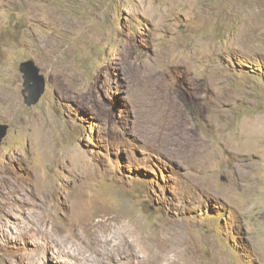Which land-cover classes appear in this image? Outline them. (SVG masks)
<instances>
[{
    "label": "rangeland",
    "instance_id": "1",
    "mask_svg": "<svg viewBox=\"0 0 264 264\" xmlns=\"http://www.w3.org/2000/svg\"><path fill=\"white\" fill-rule=\"evenodd\" d=\"M0 125V264H264V0H0Z\"/></svg>",
    "mask_w": 264,
    "mask_h": 264
},
{
    "label": "water",
    "instance_id": "2",
    "mask_svg": "<svg viewBox=\"0 0 264 264\" xmlns=\"http://www.w3.org/2000/svg\"><path fill=\"white\" fill-rule=\"evenodd\" d=\"M20 72L23 74L24 79V90L23 95L25 104L27 106H33L37 104L41 96L45 91V78L40 73V68L36 65L35 61L28 60L20 65ZM32 82H37V86L34 87ZM35 88V89H33ZM34 90V94L32 93ZM28 94V95H27ZM7 127L0 125V141L4 137V131L6 132Z\"/></svg>",
    "mask_w": 264,
    "mask_h": 264
},
{
    "label": "bare ground",
    "instance_id": "3",
    "mask_svg": "<svg viewBox=\"0 0 264 264\" xmlns=\"http://www.w3.org/2000/svg\"><path fill=\"white\" fill-rule=\"evenodd\" d=\"M44 92H45V91H44ZM163 96H164V95H163ZM163 98H164V97H163ZM167 108H168V107H167ZM163 109H164V108H163ZM168 109H169V108H168ZM164 110H165V112H166V109H164ZM164 110H163V111H164ZM161 116H162V115H161ZM168 116H169V115H168ZM165 117H166V116H165ZM156 120H157V119H156ZM166 120H168V119H166ZM164 121H165V120H164ZM164 121H163V122H164ZM161 124H162V123H161ZM166 124H168V123H165V125H166ZM163 126H164V125H163ZM162 128H163V127H162ZM160 140H161V139H160ZM188 145H189V144H188ZM189 152H190V151H189Z\"/></svg>",
    "mask_w": 264,
    "mask_h": 264
},
{
    "label": "trees",
    "instance_id": "4",
    "mask_svg": "<svg viewBox=\"0 0 264 264\" xmlns=\"http://www.w3.org/2000/svg\"><path fill=\"white\" fill-rule=\"evenodd\" d=\"M219 217V216H218Z\"/></svg>",
    "mask_w": 264,
    "mask_h": 264
}]
</instances>
